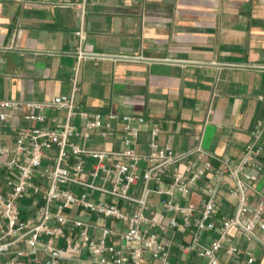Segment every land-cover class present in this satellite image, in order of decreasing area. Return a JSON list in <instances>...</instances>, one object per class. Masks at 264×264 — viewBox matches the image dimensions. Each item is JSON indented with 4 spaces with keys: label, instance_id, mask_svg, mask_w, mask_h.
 I'll list each match as a JSON object with an SVG mask.
<instances>
[{
    "label": "crops",
    "instance_id": "obj_1",
    "mask_svg": "<svg viewBox=\"0 0 264 264\" xmlns=\"http://www.w3.org/2000/svg\"><path fill=\"white\" fill-rule=\"evenodd\" d=\"M82 28L88 55L79 60L76 33ZM60 95H73L90 116L144 117L138 153L147 151L157 124L159 144L177 153L202 146L239 159L252 131L264 122V0H0V100L48 101ZM45 112L59 122L66 117ZM74 124L81 127L83 121L77 118ZM77 143L91 150L125 147L119 129L107 138L95 135ZM259 161L255 189L264 195V152ZM203 186L200 182L188 200H181L194 205L197 214ZM152 199L158 206L159 197ZM250 200L256 205L259 196L251 192ZM235 211L236 201L224 191L213 221ZM73 212L85 221H100ZM149 215L167 222L156 207ZM103 222L122 227L111 219ZM217 236L204 233L202 242L209 245ZM165 237L174 242L172 264H205L180 251L177 242H190L189 232ZM230 238L252 251L256 264H264V234L248 242L233 229ZM223 264L241 263L224 256Z\"/></svg>",
    "mask_w": 264,
    "mask_h": 264
},
{
    "label": "built area",
    "instance_id": "obj_2",
    "mask_svg": "<svg viewBox=\"0 0 264 264\" xmlns=\"http://www.w3.org/2000/svg\"><path fill=\"white\" fill-rule=\"evenodd\" d=\"M76 34L81 60L88 55L82 46L86 32L82 28ZM46 110L65 112V120L57 121ZM77 118L81 127L74 124ZM145 124L144 117L131 115L90 116L73 95L0 100V264H172L174 242L165 236L178 230L191 235L190 242H177L180 251L205 264H223L224 256L256 264L252 251L230 242V232L235 229L248 242L264 234V195L255 189L262 172L264 122L252 131L239 159L202 146L177 153L159 144L157 124L147 151L138 153ZM117 129L123 150H91L77 143L95 135L107 138ZM200 182L205 198L197 214L194 205L181 200H188ZM224 191L236 201V211L217 223L213 219ZM251 192L259 196L256 205ZM155 207L167 222L149 215ZM73 210L100 221H85ZM108 219L122 227L107 226L103 220ZM207 232L218 233L209 245L202 242Z\"/></svg>",
    "mask_w": 264,
    "mask_h": 264
}]
</instances>
